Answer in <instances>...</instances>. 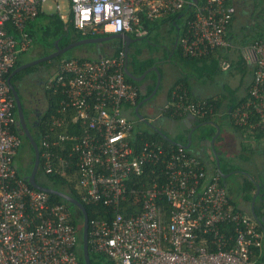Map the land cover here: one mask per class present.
Wrapping results in <instances>:
<instances>
[{
    "label": "built area",
    "instance_id": "1",
    "mask_svg": "<svg viewBox=\"0 0 264 264\" xmlns=\"http://www.w3.org/2000/svg\"><path fill=\"white\" fill-rule=\"evenodd\" d=\"M47 1L0 0V264H85L76 253L78 232L68 208L26 183L15 164L22 138L5 75L31 45L26 28L46 13ZM51 1L63 23L93 37L144 36L143 20L189 3L179 46L183 55L197 58L227 45L235 13L227 0H67L66 13L60 0ZM249 49L252 82L245 101L228 113L233 125L255 129L264 139V39H254ZM124 62L123 53L63 59L47 81L60 99L39 134V169L73 183L82 201L111 210L110 219H89V250L114 264H264L261 232L230 202L219 175L207 174L183 146L169 152L137 136L126 113L137 105L140 89L126 80ZM163 112L199 118L218 113L209 101L176 94ZM130 195L139 210L125 213Z\"/></svg>",
    "mask_w": 264,
    "mask_h": 264
},
{
    "label": "crops",
    "instance_id": "2",
    "mask_svg": "<svg viewBox=\"0 0 264 264\" xmlns=\"http://www.w3.org/2000/svg\"><path fill=\"white\" fill-rule=\"evenodd\" d=\"M227 1L235 7L234 16L225 33L227 45L222 48L217 49L213 54L207 57H198V59H203L201 61H194L193 59L192 60L189 59V58L197 59V57L187 58V56L183 55L181 48L179 46V37L180 35L184 33L187 16H189L188 15L189 9L187 7H184V9L177 12L178 15L176 17H174L176 13L162 14L152 21L146 20L147 24L146 25L144 24L148 31L147 36H149L152 42H154L155 44L156 43L159 44V50L157 54L154 53L153 56H149L148 58H146V60L153 61V64L149 67L156 66L158 68L161 74V80L162 81L166 80V85L164 88L163 101L161 104L158 105L157 103H155V99H154L156 93L161 87V81H160L159 87L157 88L155 94L149 99L150 103L155 105L156 113L151 114L150 117L148 118H146L142 114V112L141 114L144 116V118L148 119L150 122L156 121L159 123L160 126L164 125L163 129L160 128V126H159V129L163 131L172 140H173V137L170 135V132H173L176 127H178V129L180 130L179 134H182L183 139L186 138L185 144H187V135L191 133V144H190V147L188 148V151L190 148L193 147L192 149L195 151V153L199 155L200 158L202 156V153L204 151H207L212 156L211 158L214 160V164L216 163L215 161L216 158L213 153L212 143L210 142V139L215 133L211 137L208 136V132L212 128L215 129V127L211 124V122H214V124H217L220 128L219 134L213 142V145H215L217 139L219 138L220 132H221L220 121L226 120L231 125V122H230L231 119L228 113L229 110H231L233 107L237 106L238 104L244 102L247 97L248 88L253 78V64H251L246 59V56H245L250 51L249 45L254 39H258L259 36L264 37V33H262L263 30H260L258 28L260 27V24L257 23V21H260V20L262 21V17H264V0H227ZM192 3H195V2H192ZM241 13L244 18H243V22L239 23L238 17L241 15ZM158 19H161V21L158 22ZM254 25H259V26L255 28ZM102 35H105V34H102ZM96 37H102V36L97 35ZM159 37L161 38L160 40H159ZM29 47L25 51H27ZM81 52L87 53V50H84ZM114 53L115 52L106 50L105 52L98 53V55H94V56L99 58L101 56H112ZM62 54H60L59 56H61ZM176 55L179 57L178 59L175 58ZM76 58H86V56H79ZM63 59H68V58H60V60L57 61V64L55 65V68H54L55 69L54 73L57 69L59 62ZM180 62H182L183 64ZM222 62L227 63L229 66L226 69H223L221 65ZM219 70L226 71L229 73V75L224 76L225 79H222V80H220V78L219 79L213 78V76L215 75L213 73ZM151 72L155 74L154 71H150L147 75H151L153 77ZM156 77L157 76L155 74V78L153 77V80H156ZM47 81L48 80H46V86H47ZM217 84L220 87H217L216 89H214ZM138 86L140 89L139 94L140 93L144 94L143 98L150 95L152 90L154 89L153 87L150 90V87H147V86L143 87L141 84H139ZM173 94L181 95L183 100L185 101H194V102L202 101V100L209 101L213 103V105H215L218 113L215 116L208 118L210 119L208 121H201V119H204V118H199L193 114H187L182 117H170V115L166 114L165 112H163V114H160L162 107L164 106V104H166L168 101L172 99ZM217 100H221V104L219 106L216 104ZM148 105H149V102L148 103L145 102L143 106H141L140 108L145 107L146 111H148L149 110ZM135 107L133 108V110H130V111L128 109L126 113V115L131 119L136 118L135 111H134ZM133 115H134V118L131 117ZM207 124H209L210 127H206L205 125ZM231 126L235 130L236 134L238 133L240 135V139L236 137V140L239 145V150L244 155L245 154L247 155L249 152H254L253 151L254 141H261V140L264 141V139L262 138L260 140H254L255 139L254 131L253 132L247 131L248 133H250V135L249 134L247 135V133L244 130H242L243 131L242 132V131L237 130L236 127H234L233 125ZM215 132H216V129H215ZM243 134H245L246 136L245 138ZM244 140H247L245 142H249V143L252 142V145L250 146L251 148H249L250 150L244 149L243 147ZM194 145H197V146H194ZM262 146L264 147V144L259 143L258 147L261 153H259V151L254 153L255 158H257L258 154L262 156L261 155L263 153ZM214 150L216 151V154L218 156L221 155V152L218 151L215 148V146H214ZM249 154L251 155L252 153H249ZM202 163L206 168L207 174L217 173L222 178V183L224 186L225 185L227 186L228 184L224 182L223 180L227 181L231 177H235V176L238 177L237 181L233 182L232 180L233 184L231 185V186H236L237 189L239 188L240 193H242L240 197L238 196V203L235 202L234 198L232 197L233 195L232 188L229 187L231 190L226 186L225 188L229 189V192L228 190L227 192L230 198V202L236 208L242 211L244 214L246 215L249 214L251 219H253L251 215V211H250L253 196H255L254 203H253L254 207H259L260 205H257V201L260 200L261 202L260 204H262V201L264 199V171L260 170L257 173V177H254V174L252 177L250 174L242 173L243 171L242 172L229 171L230 169L235 168V166L231 163H228L226 164V166H228L227 171L229 172L222 171L224 174H228V176L222 177L217 172L216 167L214 168L211 167L210 162L209 163L202 162ZM263 163L264 161L262 162V164ZM220 164L222 165V163ZM254 169H258L256 164H254ZM254 172L256 173V171ZM246 178L251 180V182L254 185L255 183L259 184V190L257 191V187L255 185L254 190L249 193V196L244 195L245 193L244 185H245ZM231 200H233L234 203ZM254 224L256 225V228L258 229L260 228L257 222H254ZM260 232L261 234L263 233L262 229L260 230Z\"/></svg>",
    "mask_w": 264,
    "mask_h": 264
},
{
    "label": "trees",
    "instance_id": "3",
    "mask_svg": "<svg viewBox=\"0 0 264 264\" xmlns=\"http://www.w3.org/2000/svg\"><path fill=\"white\" fill-rule=\"evenodd\" d=\"M188 9H190V7H188ZM177 15H178V13H176L174 15V17H176ZM37 18L41 20L40 23L34 24V22H31L28 24V26L26 28V30L29 32V34L33 38L32 42L35 41V39L37 41H39L38 38H40L42 42L43 41H50L49 44L51 45L50 46V48H51V47H53L54 41H58L60 46L63 47V46H65V45H67L73 41H76L78 39H82V38H86V37H93L90 35H87V36L82 35L79 31L75 30L71 25H66L65 23H63L61 21V19L55 13L46 14L44 12H40L38 14ZM143 23L146 25L147 24L146 20H143ZM258 38L264 39V37H262V36H259ZM45 49H48V48H45ZM25 53H26V51H24L18 55L17 60L15 62V65L5 75L6 78L11 74V72L17 66L28 61V60H25L23 58V55ZM45 53H46V51L44 52V54ZM118 54H119V51H116L113 55H118ZM57 58L60 59L61 56H59ZM187 58H189V57L187 56ZM189 59H191V60L193 59L194 61L203 60V59H198V58L197 59L189 58ZM49 62L50 61H45L44 64H47ZM152 64H153L152 60H145V61L141 62L140 69L135 71V72L133 71V73L135 75H139L140 73H142L143 70H145L146 68H148ZM36 67H37L36 65L30 66L28 68H25V69L15 73L10 79L11 83L14 85L16 80L20 79L24 74L31 72ZM215 67H216V65H215ZM216 70H217V68H216ZM151 73H152L153 77L155 78V74L153 72H151ZM126 80L128 82H131V83L136 84V85L140 84L139 82H135V81L129 79L128 77H126ZM150 90H151V88H150ZM143 97H144V94L140 93L139 97H138V102ZM45 98H46L47 104H46L45 110L43 111L41 119L38 122L36 128L33 131L30 130L31 134L34 137V139L36 140V142L39 141V134L41 133V131H43L45 129L47 122L50 118V115L55 112V110L58 106V103H59V99H60L59 92L55 90L54 85L49 87V88L46 86ZM216 104L219 106L221 104V100H217ZM14 111H15V115L17 118L16 105H15ZM208 120H210V119H208V118L201 119V121H208ZM18 127H19V129L18 130L16 129V133L17 132L20 133L19 132V130H21L20 125H18ZM236 129L239 131L244 130L247 133V135L248 134L250 135V133L247 132V131H250L249 129H246L243 127L242 128L236 127ZM137 130H138L137 136L139 138H143L144 140L157 141V142L161 143L164 146V148L169 152L171 150H174L177 148V146L169 143L159 133H157L156 131H154L152 129L151 130H145L143 128H137ZM14 131H15V129H14ZM250 132H253V131H250ZM255 132H256V130L254 129V133ZM214 133H215V129L212 128L208 132V136L211 137ZM20 137L22 138L23 142L25 141L28 144L29 151L31 153V163H30L29 170L27 173H22L17 169V174H18V176H21L22 178H24L25 182L28 183L27 182V176L32 169V165H33V161H34V154H33L32 147L30 146L28 140L26 139V137L24 136L23 133L22 134L20 133ZM176 141L185 145L186 138H184L183 140L181 139V140H176ZM225 171H227V170H225ZM219 178H220V181L222 182V178L220 176H219ZM36 181L43 186L51 187V188L66 192L70 196L81 201L83 203L85 209H86V212L88 214L89 219L92 217H99V218H105V219L111 218V210L108 207H106L102 204H91V203H86V202L82 201L80 193L75 188L74 184L67 181L65 178H60L58 176H53V175H49V174L45 175L39 169L37 174H36ZM254 186L255 185L251 182V180L246 178L245 185H244V191H245V193H248L247 196H249V193L254 190V188H255ZM227 190L229 192V189H227ZM48 197H49V201L51 203H62L68 208V210L70 211V214H71L72 223L78 231L79 243L81 245V242H80L81 241V235H82V228H81L82 213H81V211L79 209H77L74 205H72L71 203L67 202L66 200L62 199L59 196L48 194ZM231 201L234 203L233 200H231ZM124 205H125L124 208L126 209V210L124 209L125 213H130V212H134V211L139 210V200H137V197H135V195H130L128 201L125 202ZM254 209H255V214L257 216L260 215L259 211H256V207H254ZM258 230L260 231L261 229L259 228ZM89 255H90L91 264H101V256L105 257L110 264H114L113 261L109 260L103 254L95 253L91 249H90ZM78 257L80 258V260H83L81 249L79 251Z\"/></svg>",
    "mask_w": 264,
    "mask_h": 264
},
{
    "label": "rangeland",
    "instance_id": "4",
    "mask_svg": "<svg viewBox=\"0 0 264 264\" xmlns=\"http://www.w3.org/2000/svg\"><path fill=\"white\" fill-rule=\"evenodd\" d=\"M60 3L62 5V12L66 13L67 12V8H68L67 0H60ZM43 10L47 14L55 13L54 3L51 0H48L43 5ZM243 18L244 17H243V15L241 13V15L238 17V22L239 23L243 22ZM160 21H161V19H158V22H160ZM32 22H34V24H36V23H40L41 20L36 17ZM257 23L260 24V27H258V28L260 30H263L262 33H264V17H262V21L261 20L257 21ZM254 26H255V28H257V26H259V25H254ZM109 34L100 35V36H107ZM254 35H256V34H254ZM38 39H39V41H37L35 39V41L32 42V44L29 47V49L23 55V58L25 60L34 59V58H36V57H38L40 55H43L44 52H45L44 49L48 48V47L50 48V46H51L49 44L50 41H43L42 42L40 38H38ZM160 39L161 38L159 37V40ZM110 40H106V41H103V42L98 43V44L97 43H86V44L78 45V46L73 47L72 49L66 51V53L62 54L61 58H76V57H79V56H86V58H89V59L97 58V57L94 56V55H98V53H95V51L98 48H100V51L105 52L106 46L109 44ZM82 50H87V53L86 52H81ZM175 58L178 59L179 57L176 55ZM184 61H185V59H184ZM180 63H182V62H180ZM54 68H55V65L50 69L49 75H47L45 77L44 84H45L46 80H48L53 75L54 70H55ZM213 74H215L213 76V78H216V79L220 78V80L225 79L224 76L229 75L228 72L221 71V70H219V71H217V72H215ZM29 83H30V86L34 89V97H35V100L37 101V99L39 98V94H38V91H37L38 87L36 86V84L39 86L38 81H37V79H32ZM165 85H166V80H163V81L161 80V87L158 90V92L156 93L155 98H154L155 99V103H157L158 105L161 104L162 101H163V92H164ZM217 87H220V86L217 84L214 89H216ZM37 102H38L37 103V107L39 109H41L43 104H41L40 101H37ZM142 110L144 111L143 113H144V116L146 118L150 117V115L152 114V113H150L149 110L146 111L145 107H143ZM131 117L134 118V115L131 116ZM132 120L135 122V129L136 128H143L145 130H150V128L147 129L144 124H138L136 122V118H134ZM220 125H221V132H220L219 138L217 139V141H216V143L214 145L215 148L218 151L221 152V155L218 156L219 162L223 163L224 165H226L228 163H231V164H233L235 166V168L237 170L243 171V173H246V174H250L252 177H253V174H254V177H257V173H258V171H260V167H261V164L263 162V158L259 154L257 155V158H255L254 157V153H256V152H258L260 150L258 145H259V143H262L263 141L262 140L261 141H254V149L252 148L254 152H249V153H252L250 155L248 153V151H247L248 154L244 155L239 150V145H238V142L236 140V137L238 139H240V135L238 133L236 134L235 130L232 128V126L230 125V123L228 121H226V120L220 121ZM163 126L164 125H161L160 128L163 129ZM205 126L206 127H210L209 124H207ZM175 130L173 132H170V135L173 137V140H181V139H183L182 134H179L180 130L178 129V127H176ZM245 134H243L244 138L246 137ZM254 138H255L254 140H260L261 139V133L259 131H256L254 133ZM245 141H247V140H244L243 147H244V149L248 150L249 148H251L250 146L252 145V142L249 143V142H245ZM194 146H197V145H194ZM192 148H190L189 151L192 154H194L196 157H198V159L201 162L209 163V162H211L213 160L211 158L212 156L207 151H204L202 153V156H201L202 159H201L199 157V155L197 153H195V151ZM259 153H261V152L259 151ZM254 158H255L256 162L254 161ZM215 161H216V159H215ZM259 161L261 162V164H260ZM30 163H31V153L29 151L28 144L24 141V142H22L21 146L19 147L18 153H17L16 158H15V164H16L17 169L20 172L27 173L28 170H29ZM254 164H256L258 169H254ZM254 171H256V173ZM249 178H250V176H249ZM237 179H238L237 176L229 178L226 181V183L228 185L227 186L225 185V186L228 187V188L229 187L232 188V193H233L232 197L234 198L235 202L238 203V196L240 197L242 195V193H240L239 188L237 189L236 186H231L233 184V182L237 181ZM232 180H233V182H232ZM244 195H248V193H244ZM236 199H237V201H236ZM252 221L256 222L254 218L252 219ZM81 228H82V224H81ZM262 232H263L262 235L264 237V231H262ZM81 237H82V235H81ZM80 242H81V245L79 243V235H78L77 236V248H76L77 255L79 254L80 249L82 251V241H80ZM101 264H110V263L108 262V260L105 257L101 256Z\"/></svg>",
    "mask_w": 264,
    "mask_h": 264
},
{
    "label": "water",
    "instance_id": "5",
    "mask_svg": "<svg viewBox=\"0 0 264 264\" xmlns=\"http://www.w3.org/2000/svg\"><path fill=\"white\" fill-rule=\"evenodd\" d=\"M196 1L197 0H190V2H196ZM189 5L190 4L188 3L186 5V7L188 8ZM116 37L117 38L122 37V33H113V34H110V35H107V36H102V37L82 38V39H78L76 41H73V42L67 44L66 46H64L62 48H59L57 46V43L54 42V47L56 48V51H54L52 53H49V54H47L45 56H42L40 58L34 59L32 61L25 62V63L17 66L11 72V74L7 77V83H8V86L10 88V91L12 93V96H13V99H14V102H15V105H16V109H17V118H18V123H19L20 128H21V134L23 133L24 136L26 137V139L28 140L30 146L33 149V154H34V161H33L32 169H31L30 173L27 176V182L33 188L42 190V191L48 193L49 195H56V196L61 197L62 199H64L67 202L71 203L77 209H79L81 211V213H82V237H81V241H82V259H83L85 264H91L90 255H89L90 250H89V247H88V227H89L88 221H89V218H88V214L86 212V209H85V207H84V205H83V203L81 201H79L76 198L70 196L68 193L60 191V190H57V189H54V188H51V187L43 186V185L39 184L36 181V174H37V172L39 170V148H38L36 140L32 136V134H31V132H30L28 126H27V123H26V120H25V117H24V113H23L22 102H21L20 96L18 94V91L16 90V87L11 83L10 79L15 73H17V72H19V71H21V70H23L25 68H28L30 66L36 65V64H38L40 62H43V61H46V60H51L52 58H54V57H56V56H58V55H60L62 53H65L66 51H68V50H70L73 47H76L78 45H82V44H86V43H97L98 44V43H101L103 41L110 40V39L116 38ZM138 40H140V39H138ZM127 44H128V42L126 41V45ZM124 58H125V62H124L123 71H124V73L126 74V76L129 79H131V80H133L135 82L141 83L144 80V78L146 77V75L150 71H154L156 76H157L156 77V83H155L154 89L152 90L151 94L146 96L145 98H143L142 101H140L136 105V107L134 109L136 118H138L140 121L145 123L148 127H150V129H152V130L156 131L157 133H159L169 143H171L173 145H177V146H183L184 148L188 149L190 147V144H191V133H189L187 135V144L182 145V144L172 140L170 137H168L157 126L153 125L152 122H150L148 119L144 118V116L139 111V107H141L145 102H147L155 94L157 88L159 87V84H160V81H161V74H160V71L158 70V68L156 66L149 67L146 70H144L141 75L136 76L127 67V55L126 54L124 55ZM211 124L216 129L215 134L210 139V142L212 143L213 153H214L215 158H216V170L222 177H227L228 174H224L222 172V169L220 168L218 155L216 154V151L214 150V145H213V142H214L215 138L219 134L220 128H219V126L217 124H214V122H211ZM255 185H256L257 191H258L259 190V184L255 183ZM254 199H255V196H253V200H252V205H251V210H250L251 211V215L255 219L257 224L260 226L262 231H264V226H263L264 217H261L259 219L258 216L255 214L254 204H253L254 203Z\"/></svg>",
    "mask_w": 264,
    "mask_h": 264
},
{
    "label": "flooded vegetation",
    "instance_id": "6",
    "mask_svg": "<svg viewBox=\"0 0 264 264\" xmlns=\"http://www.w3.org/2000/svg\"><path fill=\"white\" fill-rule=\"evenodd\" d=\"M147 35H148V33H146V35H144V36H142V35L135 36L132 33L124 32V33H122V37L112 38L109 41V44L106 46V50H110L112 52L119 51V53H123V56L126 54L127 55V67L133 73V71L135 72V71L140 69L141 62L145 61L146 58H148L149 56H153L154 53L157 54V52L159 50V44L158 43L155 44L154 42H152V40ZM138 39H140V40H138ZM126 41L128 42L127 45H126ZM54 42L57 43V46L59 48H62L58 41H54ZM44 50L46 51L45 54L40 55L34 59L40 58L42 56H45L49 53L56 51V48L54 47V43H53V47H51V48L48 47V49H44ZM82 51H84V50H82ZM95 52L101 53L103 51L100 52V48H98ZM57 57H59V55L56 56V58H54V59L46 60V61H50L47 64H44L45 61L36 64L37 67L34 70H32L29 73L24 74L20 79L15 81L14 86L16 87L18 94L20 96L22 106H23L24 117H25L27 126H28L29 130H31V131H33L36 128L38 122L41 119L43 111L46 108V104H47V101L45 98L46 82L44 84V81H45L44 79L47 75H49L50 69L54 65L57 64V61L60 60ZM34 59H29L28 61H32ZM124 61H125V58H124ZM141 74L142 73H140L139 75H141ZM32 79H37L38 84H39V86L36 84V86L38 87L37 91L39 94V98L37 99V101H40V103L43 104L41 109H39L37 107L38 102L35 100V97H34V89L30 86V83H29ZM155 83H156V80H153V77L151 75H147L140 84L144 87L147 86V87L153 88L155 86ZM140 101H142V99L139 100V102ZM148 102H149L148 109H149L150 113H152V114L156 113L155 105L150 103L149 100H148ZM148 102H146V103H148ZM139 111H140V113L142 112V114L144 115V113H143L144 111L142 110V108H140ZM136 122L138 124H144L147 129L150 128L145 123H143L142 121H140L138 119H136ZM151 122L153 123V125H155L159 128L158 122H156V121H151ZM18 125H19V123H18ZM231 125H233L232 122H231ZM233 126L237 127L235 125H233ZM18 129H19V127H17V130ZM19 132L21 133V130H19ZM261 138L263 139L262 135H261ZM262 143L264 144V141ZM262 148H263V153L261 155H262L263 161H264V147L262 146ZM254 161H255V159H254ZM210 164H211V167H213V168L216 167V163L214 164V160H212L210 162ZM227 167L228 166H226L224 164L223 165L220 164V168L222 169L223 172H225V169L227 170ZM260 170L264 171V163L261 165ZM229 171H231V172L235 171L236 172L239 170H237L236 168H233ZM229 171H226V172H229ZM239 172H242V171H239ZM243 178H242V180H243ZM223 181L226 182V180H223ZM260 203H261L260 200L257 201V205H260L261 207L260 206L256 207V211H259V213H260V215H258L259 219L261 217H264V205H263L264 199L262 201V204H260ZM263 226H264V224H263Z\"/></svg>",
    "mask_w": 264,
    "mask_h": 264
}]
</instances>
